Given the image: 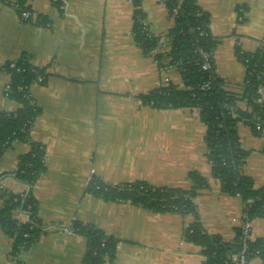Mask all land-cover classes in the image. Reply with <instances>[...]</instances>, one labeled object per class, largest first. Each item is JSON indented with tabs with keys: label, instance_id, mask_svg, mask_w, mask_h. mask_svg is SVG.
Segmentation results:
<instances>
[{
	"label": "crops",
	"instance_id": "crops-1",
	"mask_svg": "<svg viewBox=\"0 0 264 264\" xmlns=\"http://www.w3.org/2000/svg\"><path fill=\"white\" fill-rule=\"evenodd\" d=\"M167 0H140L147 30L164 36L171 28ZM207 14L209 31L218 42L215 74L227 90L236 91L245 69L236 50L252 54L264 39V0H196ZM41 25L18 21L12 5L0 4V112L19 108L5 97V65L24 59L43 70L46 80L29 93L40 110L30 141L45 150L44 172L33 196L44 225L35 244L18 257L13 240L0 230V264H81L86 240L72 234L74 222L113 238L115 255L106 264H204L201 249L185 240L192 216L152 213L126 202L105 201L86 189L93 177L109 186L137 182L153 188L188 191L196 173L206 188L193 199L205 232L234 244L244 205L221 193L204 141L205 127L192 109L155 110L139 96L176 84L179 74L160 70L143 54L132 35L130 0H26ZM264 103V87L260 90ZM239 106L244 109V103ZM246 153L242 172L255 190H264V138L237 125ZM29 145L15 142L0 160V208L25 186L13 173ZM19 225L26 215H15ZM251 240L264 237V216L250 220ZM248 264H264L253 257Z\"/></svg>",
	"mask_w": 264,
	"mask_h": 264
},
{
	"label": "trees",
	"instance_id": "trees-1",
	"mask_svg": "<svg viewBox=\"0 0 264 264\" xmlns=\"http://www.w3.org/2000/svg\"><path fill=\"white\" fill-rule=\"evenodd\" d=\"M134 8L132 35L144 55L151 57L160 70L172 69L181 78V86L168 84L139 96L142 105L155 110L192 109L205 127L204 141L214 179L220 191L227 196L239 197L244 205L243 214L251 220L264 216V190H255L250 178L242 172L246 153L241 149L237 125H246L252 133L264 138V103L260 90L264 87V45L252 54L236 50L237 59L245 69L242 84L236 91L227 90L213 67V53L218 42L209 31V19L196 0H167L165 8L171 28L164 36L144 31L140 0H130ZM26 0H0V4L16 6L17 16L27 9ZM42 24L40 19L39 25ZM206 56L210 69H202ZM16 70L9 74L8 99L19 105L14 113L0 112V160L15 142L29 145L27 153L17 159L14 178L25 186L19 195H10L0 208V230L13 242L10 255L18 257L30 249L43 227L38 216V203L33 187L44 172V147L30 141V130L40 110L29 97V87L38 77L46 79L43 70L30 66L23 58L16 61ZM244 103L242 109L239 104ZM193 187L188 191L153 188L137 182L124 186H109L96 178L89 180L86 191L105 201L126 202L152 213H176L192 216L193 222L185 229V240L201 249L204 264H232L230 255L239 250V228L234 244H226L209 236L202 228L193 199L196 190L206 188V182L196 173L189 175ZM26 215L25 224L19 225L15 215ZM72 234L86 240V251L81 264L112 262L117 242L101 231L74 222ZM248 260L255 253L264 261V237L248 243Z\"/></svg>",
	"mask_w": 264,
	"mask_h": 264
},
{
	"label": "built area",
	"instance_id": "built-area-1",
	"mask_svg": "<svg viewBox=\"0 0 264 264\" xmlns=\"http://www.w3.org/2000/svg\"><path fill=\"white\" fill-rule=\"evenodd\" d=\"M13 7L15 9L16 6H13ZM17 18H18V21L23 24L39 25L40 23V19L36 17L28 9L21 11L19 16H17ZM142 27L144 31L147 30L146 23L144 21L142 22ZM263 45H264V39L262 40L260 47H262ZM7 65H8V69L18 71V69L16 68V65H17L16 61L7 63ZM202 69L204 70L210 69V64L208 63L206 56H204V63L202 65ZM45 80L46 79L43 77H38L36 82L34 83L42 84ZM9 89H10V82L5 87L4 94L6 98H8L7 94H8ZM30 96L31 95L29 94V97ZM238 228L240 231L239 238H238V244L240 245V247L236 253L230 255L229 257L232 261V264H248L249 263L248 243L252 240H251V224H250V219L247 217V215H244V214L242 215L239 221V224H238ZM257 254L258 253H255L254 257H258Z\"/></svg>",
	"mask_w": 264,
	"mask_h": 264
}]
</instances>
